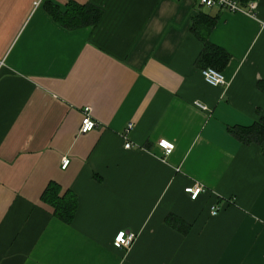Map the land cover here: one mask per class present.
<instances>
[{
	"label": "crops",
	"instance_id": "0c3cea01",
	"mask_svg": "<svg viewBox=\"0 0 264 264\" xmlns=\"http://www.w3.org/2000/svg\"><path fill=\"white\" fill-rule=\"evenodd\" d=\"M236 1L257 8L0 0V264H264V141L233 134L264 119V0ZM45 3L100 18L67 29ZM211 21L208 42L229 55L222 87L198 64ZM86 107L98 126L79 134ZM51 184L76 198L70 223L43 199Z\"/></svg>",
	"mask_w": 264,
	"mask_h": 264
},
{
	"label": "trees",
	"instance_id": "16d2710c",
	"mask_svg": "<svg viewBox=\"0 0 264 264\" xmlns=\"http://www.w3.org/2000/svg\"><path fill=\"white\" fill-rule=\"evenodd\" d=\"M44 6L53 20L67 29L94 26L100 18V11L91 6H78L71 3L68 4L65 12L59 11L56 6L50 3H45ZM213 25L214 21H211L210 24H207L204 33L200 35L196 33L203 44L198 64L202 68L210 67L221 72L229 62V55L208 42L207 35ZM192 30L195 31L194 25ZM233 134L243 143L260 144L264 141V119H260L259 122L251 127L234 129ZM43 199L53 207L55 216L58 219L64 223L71 222L75 215L77 204L74 195L66 193L59 197L57 188L54 184H51L45 189Z\"/></svg>",
	"mask_w": 264,
	"mask_h": 264
},
{
	"label": "built area",
	"instance_id": "2783aa9c",
	"mask_svg": "<svg viewBox=\"0 0 264 264\" xmlns=\"http://www.w3.org/2000/svg\"><path fill=\"white\" fill-rule=\"evenodd\" d=\"M198 3L207 8H218L220 10H224L230 13H246L250 16H252L253 11L256 10L257 4L255 2H248V8L247 10H244L242 7L239 6L236 0H197ZM2 64V63H1ZM201 75L205 82L213 87H222L225 85L226 81L224 76L221 72L207 67L201 69ZM197 107H199L201 110H206L207 108L196 104ZM98 124L97 122L92 118L91 110L90 108L86 107L83 110V118L82 122L79 128V134H86L97 128ZM134 125L132 123L127 124L124 132L125 135H127V138L125 137V149L131 148V143L129 142V134L133 130ZM158 147L164 152V156L169 155L174 146L172 143L161 140L158 142ZM69 163V160L66 157H63L61 159V168L64 170L66 169L67 165ZM185 193L189 195L191 200H195L199 194H201L204 191V188L202 186H199L197 184L186 188ZM220 208H211V215L214 216L218 213ZM122 234V235H121ZM135 236L133 234H126L125 232L118 233L113 241V245L116 249H128L132 243L134 242Z\"/></svg>",
	"mask_w": 264,
	"mask_h": 264
},
{
	"label": "snow or ice",
	"instance_id": "6c2138e0",
	"mask_svg": "<svg viewBox=\"0 0 264 264\" xmlns=\"http://www.w3.org/2000/svg\"><path fill=\"white\" fill-rule=\"evenodd\" d=\"M122 235V234H121Z\"/></svg>",
	"mask_w": 264,
	"mask_h": 264
}]
</instances>
